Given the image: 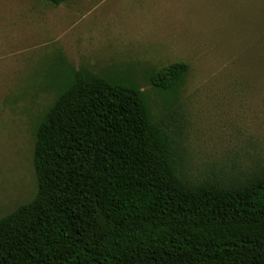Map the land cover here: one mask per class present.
Instances as JSON below:
<instances>
[{
    "label": "trees",
    "instance_id": "1",
    "mask_svg": "<svg viewBox=\"0 0 264 264\" xmlns=\"http://www.w3.org/2000/svg\"><path fill=\"white\" fill-rule=\"evenodd\" d=\"M188 71L145 80L171 99ZM146 92L84 71L62 81L35 132L36 195L0 219V264H264V171L188 181Z\"/></svg>",
    "mask_w": 264,
    "mask_h": 264
},
{
    "label": "rangeland",
    "instance_id": "2",
    "mask_svg": "<svg viewBox=\"0 0 264 264\" xmlns=\"http://www.w3.org/2000/svg\"><path fill=\"white\" fill-rule=\"evenodd\" d=\"M176 63L168 99L145 72ZM75 71L136 80L188 181L264 171V0H0V219L36 195V128Z\"/></svg>",
    "mask_w": 264,
    "mask_h": 264
}]
</instances>
